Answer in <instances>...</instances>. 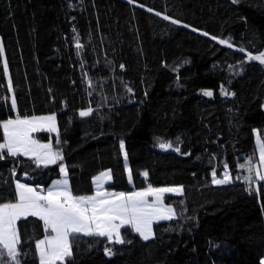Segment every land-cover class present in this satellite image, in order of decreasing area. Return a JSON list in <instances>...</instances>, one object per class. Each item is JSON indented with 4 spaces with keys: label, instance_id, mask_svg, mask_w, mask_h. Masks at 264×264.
<instances>
[{
    "label": "trees",
    "instance_id": "trees-1",
    "mask_svg": "<svg viewBox=\"0 0 264 264\" xmlns=\"http://www.w3.org/2000/svg\"><path fill=\"white\" fill-rule=\"evenodd\" d=\"M0 40V121L57 114L54 146L64 156L37 166L5 150L0 202L14 199L17 180L49 186L81 153L92 176L111 170V190L184 187L183 195H166L177 217L155 222L152 239L127 227L125 244L79 234L70 238L73 256L57 264H263L264 182L253 175L259 191L252 190L239 165L246 158L257 165L256 129L264 139V64L247 59L264 52V0H0ZM239 63L243 72L228 88ZM89 107L92 115L80 117ZM161 141L173 148L161 149ZM225 164L240 179L213 184L212 171ZM17 226L21 264H39L43 222L28 217Z\"/></svg>",
    "mask_w": 264,
    "mask_h": 264
},
{
    "label": "snow or ice",
    "instance_id": "snow-or-ice-1",
    "mask_svg": "<svg viewBox=\"0 0 264 264\" xmlns=\"http://www.w3.org/2000/svg\"><path fill=\"white\" fill-rule=\"evenodd\" d=\"M239 0H233L238 3ZM143 7V5H141ZM152 11V9H148ZM160 15V13H157ZM164 19H170L165 16ZM180 23V21H172ZM185 27H188L185 25ZM195 31V29H194ZM208 36V33H203ZM217 39V37H212ZM221 44L232 47L226 40H220ZM77 48L82 47L78 42ZM244 51V49H240ZM4 52V45L0 40V54ZM248 61H256L264 64V52L247 54ZM121 68L124 65H120ZM5 73L8 72L7 61L3 62ZM8 86L11 88L12 81L8 78ZM225 95H229L224 90ZM204 95L212 96L211 91H205ZM231 95H235L231 93ZM16 98L13 94L11 97V106L16 108ZM94 109L89 107L79 112L80 117L92 115ZM0 128L3 131V142L0 143V160L5 159V150L7 155L17 157L20 155L29 156L35 159L37 166L56 164L62 161L64 156L62 151L53 148L51 140L48 143H41L32 137V133L47 131L56 133V143L59 144V129L57 126L56 114L52 113L46 116H23L0 121ZM179 139V138H177ZM257 141L259 148V163L264 165V139H261L259 132L257 133ZM121 149L124 148L123 141L120 142ZM161 149L167 150L173 148L171 141H161L159 143ZM179 152V147L175 148ZM127 159V153H124ZM248 163L239 165L240 169H247L249 175L243 177L244 181L250 186L254 184L253 175L259 181L264 182V171L253 162L252 158H246ZM227 169L228 165L225 164ZM60 171L67 177V167L60 166ZM143 176L147 178L148 173L144 172ZM128 177L131 181L132 172L128 170ZM213 184H228L232 182V177L225 171L223 178L217 179L216 172L212 173ZM102 179H111V171L102 173L96 177L97 191L93 195H73L67 179L56 180L52 182L51 187L46 190V194H41L36 187H33L20 181L15 182V196L13 200L0 202V264H8L4 260V256L11 258L13 264H21L18 258L21 253L19 245L21 243L20 232L17 227V221L27 219L28 217H36L43 222L45 230H51L54 235L46 236L44 239L36 242V248L39 253V264H57L58 261L63 262L66 258L73 256V245L71 239L77 235L97 236L107 238L110 243L125 244L131 243L126 241L121 235V229L130 228L144 240L148 241L154 237L153 222L154 221H170L177 217L175 209L170 205H165L164 194L183 195V186L176 187H153L149 185L147 188L139 191L129 192H108L100 188ZM235 179L239 180L237 176ZM259 191V186L254 189ZM149 197H153V201L149 202ZM71 238V239H70ZM106 255H114L111 248H105Z\"/></svg>",
    "mask_w": 264,
    "mask_h": 264
},
{
    "label": "crops",
    "instance_id": "crops-1",
    "mask_svg": "<svg viewBox=\"0 0 264 264\" xmlns=\"http://www.w3.org/2000/svg\"><path fill=\"white\" fill-rule=\"evenodd\" d=\"M52 114V113H51ZM49 115V114H47ZM39 116H46V115H38ZM31 117V116H29ZM56 118H57V126L58 129L60 130V124H59V117L56 114ZM37 133H32L33 137H37ZM52 137L56 138V133H50ZM38 138V137H37ZM39 139V138H38ZM41 140V139H39ZM50 141V140H48ZM56 149V148H54ZM62 165H65L67 167V177L64 176V174L61 172L60 177L53 180H64L67 179L68 184L73 192V195H93L96 191H97V182H96V177L101 176L102 173L108 172V171H103L97 175L92 176L89 172V168H88V163H87V158L85 153H81L78 154L76 156H74L71 160L64 162ZM70 165H79L80 169L78 171H72ZM109 170V169H107ZM111 171V170H110ZM112 172H111V179H102L101 183H100V188H102L103 190H106L108 192H121V191H115V190H111L110 189V184L112 182ZM21 183H26L29 184L33 187H36L38 191H40L41 189H43L44 191H42L41 194H46V190L51 187L52 182L49 186H41V185H37V184H33V183H28L25 181H20ZM147 188V187H146ZM144 189V188H142ZM141 189H136L134 191H139ZM125 192V191H123ZM149 199V198H148ZM150 202V201H149ZM157 221L153 222V232H154V223ZM18 224V221H17ZM18 227V226H17ZM51 234H54L53 232H51V230H47V236H50ZM60 261H58L57 263H59Z\"/></svg>",
    "mask_w": 264,
    "mask_h": 264
},
{
    "label": "rangeland",
    "instance_id": "rangeland-1",
    "mask_svg": "<svg viewBox=\"0 0 264 264\" xmlns=\"http://www.w3.org/2000/svg\"><path fill=\"white\" fill-rule=\"evenodd\" d=\"M226 40V39H225ZM243 69H244V63H239V64H237V65H235V66H231V68H230V70H229V77H228V81H227V84H228V88H231L232 87V84H233V81H234V79L237 77V76H239L242 72H243ZM14 119V118H13ZM259 132V134H260V131L258 130V129H256L255 130V141H256V146H257V150H258V158H259V148H258V141H257V133ZM260 136H261V134H260ZM33 137V136H32ZM38 137V136H37ZM37 137H33L34 139H36V140H38V141H40L41 143H48L49 141L48 140H39ZM261 139H263L262 138V136H261ZM50 140H51V143L53 144V148H55V146H54V137H51L50 138ZM2 143V142H1ZM123 143H124V148H123V151H124V153L126 152L127 153V150H126V144H125V142L123 141ZM126 165H127V171L130 169V164H129V161H128V157H127V159H126ZM257 166L259 167V170H261V171H264V165H260V163H259V160H258V163H257ZM110 170V169H109ZM109 170H106V171H109ZM105 171V170H104ZM216 172V178L217 179H221V178H223V174H224V172L225 171H227L229 174H230V176L233 178L232 179V182L235 180V178L233 177V174H232V172L230 171V169H229V167L227 168V169H223V172L222 173H219V172H217L216 170H213L212 171V173L213 172ZM212 173H211V177H210V180H211V182H212V180H213V177H212ZM213 183V182H212ZM256 183L258 184V182L257 181H255L254 182V185L256 186ZM221 185V184H220ZM176 186H181V185H167V186H160V187H176ZM184 188V187H183ZM168 194H170V193H165L164 194V203H165V205H170V206H172L174 209H175V211H176V208H175V206L174 205H172V204H169V203H167L166 202V200H165V197H166V195H168ZM174 195H179V194H174ZM153 197H149V201L150 202H152L153 201ZM155 234V233H154ZM51 235H54V234H51ZM47 236V235H46ZM45 238V237H44ZM44 238H42V239H44ZM42 239H40V240H42ZM64 262V261H63Z\"/></svg>",
    "mask_w": 264,
    "mask_h": 264
},
{
    "label": "bare ground",
    "instance_id": "bare-ground-1",
    "mask_svg": "<svg viewBox=\"0 0 264 264\" xmlns=\"http://www.w3.org/2000/svg\"><path fill=\"white\" fill-rule=\"evenodd\" d=\"M263 263H264V258H263Z\"/></svg>",
    "mask_w": 264,
    "mask_h": 264
},
{
    "label": "built area",
    "instance_id": "built-area-1",
    "mask_svg": "<svg viewBox=\"0 0 264 264\" xmlns=\"http://www.w3.org/2000/svg\"><path fill=\"white\" fill-rule=\"evenodd\" d=\"M256 185H258L257 183H256ZM263 261V260H262ZM264 264V263H263Z\"/></svg>",
    "mask_w": 264,
    "mask_h": 264
},
{
    "label": "water",
    "instance_id": "water-1",
    "mask_svg": "<svg viewBox=\"0 0 264 264\" xmlns=\"http://www.w3.org/2000/svg\"><path fill=\"white\" fill-rule=\"evenodd\" d=\"M107 256H109V255H107Z\"/></svg>",
    "mask_w": 264,
    "mask_h": 264
}]
</instances>
